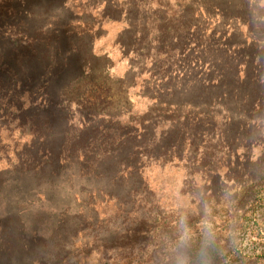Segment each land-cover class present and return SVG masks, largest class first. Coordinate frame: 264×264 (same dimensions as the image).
Instances as JSON below:
<instances>
[{"label":"rangeland","instance_id":"rangeland-1","mask_svg":"<svg viewBox=\"0 0 264 264\" xmlns=\"http://www.w3.org/2000/svg\"><path fill=\"white\" fill-rule=\"evenodd\" d=\"M107 1L0 15V264H170L180 218L198 238L205 207L213 264H264V3ZM123 4L140 38L109 72L92 53Z\"/></svg>","mask_w":264,"mask_h":264},{"label":"trees","instance_id":"trees-1","mask_svg":"<svg viewBox=\"0 0 264 264\" xmlns=\"http://www.w3.org/2000/svg\"><path fill=\"white\" fill-rule=\"evenodd\" d=\"M49 1H51L53 3H57L58 4V8L60 10H65V5H64L65 4V0H59V1L58 0H49ZM209 1L215 2L217 0H209ZM0 4L3 5V6H0V15L3 16L4 18H6L7 16H14L17 13V11H21V10L24 11V12H26V13H28L30 16H33V17L38 16V13L40 14L41 11H47V8H46V5H45L44 0H16L15 3L13 2V0H0ZM112 4H114L113 1L109 0V1L105 2L104 6L106 8L107 6L112 7V6L115 5V4L114 5H112ZM221 4L223 5L224 10L226 11L225 12V15L231 16L233 20L236 19L237 17H239V15L237 14V12H231L230 11V9H232L230 2H225V1L223 2L222 1ZM125 5H128V3L126 2ZM123 7H124V4L119 7V9H120V12H119L120 16L117 18L116 21L123 22L125 24V26H123V29H122L121 33H118L117 34L116 41L113 42L110 45L109 51L108 50L107 51L106 50H104V51L98 50V52H93L92 53V55L94 57L103 58L107 62L106 63V68H107V71H109V72L110 71H112V72L116 71L119 63H122L123 62L122 60H124L125 63L128 65V70H127L128 72L133 68L132 61L134 59V53L136 52V49L134 48V46H128L127 43H125L123 41V38L126 35H128L134 41H135V39L138 41V39L140 38L139 37L140 34L137 33L132 28V25L131 24H129V12H128V10L126 8L124 9ZM34 8H37V9H39L41 11L34 13ZM214 10H215V8H214ZM27 11H31V13L30 12H27ZM251 12H254V11L251 10ZM102 15H105L103 13V10H101V11L99 10V15H97V17L98 16H102ZM108 19L111 20V17H109ZM101 20H99L98 27H97V31H100L101 30V27H102ZM68 27H69L68 24L66 26H64V31H61V29L59 28L60 29V32H61L60 34L61 35L63 34V36L65 35L68 38V40H71L70 38H72V32L69 31V30H67ZM233 30L235 32V30H238V28L235 26L233 28ZM247 33H248V35H250V37L252 39L251 40V43H249V44H255L254 42H260L261 41L260 38H257L259 36L256 35L254 31L252 32V30H250V28L248 29ZM66 37H64V38H66ZM262 40H264V39H262ZM56 41H58V40H56ZM55 46L59 47L58 42L55 44ZM57 50H59V48H57ZM118 51L121 54L122 58L119 57V55H115L114 54V53L118 54ZM110 52H111V54H110ZM235 52L237 53V52H240V51L239 50L238 51H231L230 52V56H233L234 57L235 56ZM210 61H211V64H213V65H220L222 63L221 60L216 59V57L215 58H212ZM234 62L235 61H233V63ZM129 65H131V66H129ZM222 81H223V79L222 78H219L215 82L216 86H218L219 89L221 88L220 87V84H222ZM255 84L258 85V86H260V87H262V89L264 88V70H263V73L262 74L256 76ZM228 91H230L234 96H238V93H237L238 90H237V88L230 89V90H226L224 88V92L222 94L223 95H227ZM262 94H264V93H262ZM258 95H259V92H257V91H254L252 94H250V93L247 94V98L245 99L246 104L252 98H254L253 102L254 101L260 102V98H259ZM33 126L36 127V125H33ZM40 128H45V127H42L41 126ZM46 128L44 129V132H45V134H47L46 135L47 137L41 136V137L38 138V140L40 142V145H39L40 150H37V152L38 153H41L43 151V153L45 152V155H50L51 154V152L49 150L50 149L49 148L50 146L46 145L47 144L46 139L49 136L48 131H47ZM50 136H51V132H50ZM66 151L64 150L62 153H65ZM78 151H80V150H78ZM105 153L106 152H104V154ZM101 155L100 154H96V156H94V157H99L100 158Z\"/></svg>","mask_w":264,"mask_h":264},{"label":"clouds","instance_id":"clouds-1","mask_svg":"<svg viewBox=\"0 0 264 264\" xmlns=\"http://www.w3.org/2000/svg\"><path fill=\"white\" fill-rule=\"evenodd\" d=\"M209 216L210 209L205 207L198 238L188 223L187 216L180 218L177 235L170 250V264H213L216 234Z\"/></svg>","mask_w":264,"mask_h":264},{"label":"crops","instance_id":"crops-1","mask_svg":"<svg viewBox=\"0 0 264 264\" xmlns=\"http://www.w3.org/2000/svg\"><path fill=\"white\" fill-rule=\"evenodd\" d=\"M119 52V51H118Z\"/></svg>","mask_w":264,"mask_h":264}]
</instances>
